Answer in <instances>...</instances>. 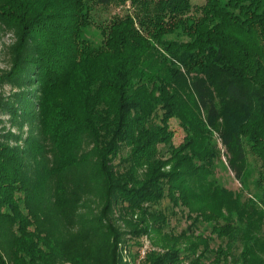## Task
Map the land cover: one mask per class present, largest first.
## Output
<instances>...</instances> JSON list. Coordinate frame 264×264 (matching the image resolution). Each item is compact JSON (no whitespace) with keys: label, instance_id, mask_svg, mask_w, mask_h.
<instances>
[{"label":"trees","instance_id":"obj_1","mask_svg":"<svg viewBox=\"0 0 264 264\" xmlns=\"http://www.w3.org/2000/svg\"><path fill=\"white\" fill-rule=\"evenodd\" d=\"M0 24L5 78L29 87L0 96L29 126L0 134V264H133L112 211L165 250L139 246L137 264H264V0H0ZM174 116L191 132L178 148ZM208 130L241 183L249 146L263 205L214 186ZM164 199L209 236L163 232Z\"/></svg>","mask_w":264,"mask_h":264},{"label":"rangeland","instance_id":"obj_2","mask_svg":"<svg viewBox=\"0 0 264 264\" xmlns=\"http://www.w3.org/2000/svg\"><path fill=\"white\" fill-rule=\"evenodd\" d=\"M204 2L205 0H191V3L194 6L202 5ZM117 11L118 9L113 10V13ZM87 36H89L93 41H97L100 38L98 33L92 28H90L87 32ZM14 41L15 37L13 31L0 24V96L6 101L13 100L15 94L27 91L29 89L27 85L17 86L5 78V73H8L11 68L9 48L14 43ZM185 108L187 109V107ZM187 112L190 111L187 110ZM192 113L195 114L197 122H204V114L201 111L196 112L193 109ZM9 122L10 119L8 114L5 112H0V134H4L3 132L6 131H11L14 134H20L22 139L29 134V126L27 124H22V128L20 130L17 126H11V123ZM155 123H158V120H155ZM167 125L169 126L170 132L173 134L170 142V145H172L173 148H178L181 145H184L188 140V137L191 136V132L185 129L180 124V120L175 116L169 119ZM207 138V144L212 149L214 156H206L204 161L206 163L208 160L212 161L209 167L211 170L209 179L214 183V186L218 189H224L228 192H231L236 196H240L242 201L248 199L255 201L259 206L263 205L260 204L255 186L259 176L258 163L254 155L251 154L249 146L244 145L247 163L245 170L242 173L244 183H241L240 180L235 178L234 173L229 167L230 155L227 152V149L222 145L219 133L214 130H208ZM188 153H191L190 149H188ZM193 162L196 166L203 165L202 159L198 157H193ZM166 169H168V167ZM157 209L165 212L167 225L163 232L167 233L169 236H179L183 232H187L188 234L194 233V235H202L203 237L209 236V231L205 225L192 226L191 221L186 218L188 211L182 207L172 208L168 199H164ZM133 218L136 222L137 215H133ZM109 220H111V223L123 233V235H121V239L119 240L118 248L122 252V257L125 258V260L130 261L133 260L131 258H134L135 263L133 264H137L135 252H137L139 246L140 251L142 248H145V254L151 251L160 253L165 252L161 246V242L155 239L153 234H151V238L147 235H142L139 238H133L131 235L126 233L128 231L127 226L125 225L124 220L119 217V214L116 213V211H112V215H110ZM190 225L192 227H190ZM154 240H156L155 244H153ZM219 243L220 242L217 239L213 238V240L210 242V246L212 248H216ZM124 251L126 252L125 255ZM140 251L137 252V256H140ZM140 261L139 264H141Z\"/></svg>","mask_w":264,"mask_h":264},{"label":"built area","instance_id":"obj_3","mask_svg":"<svg viewBox=\"0 0 264 264\" xmlns=\"http://www.w3.org/2000/svg\"><path fill=\"white\" fill-rule=\"evenodd\" d=\"M145 249V248H144ZM144 249L142 248L141 251H140V256L139 258L142 259L144 256H145V252H144Z\"/></svg>","mask_w":264,"mask_h":264}]
</instances>
